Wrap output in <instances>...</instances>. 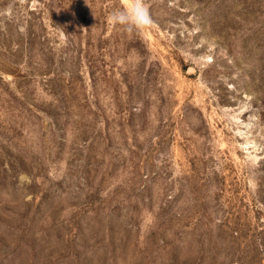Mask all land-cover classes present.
Returning a JSON list of instances; mask_svg holds the SVG:
<instances>
[{
  "label": "rangeland",
  "instance_id": "1",
  "mask_svg": "<svg viewBox=\"0 0 264 264\" xmlns=\"http://www.w3.org/2000/svg\"><path fill=\"white\" fill-rule=\"evenodd\" d=\"M0 0V264H264V0Z\"/></svg>",
  "mask_w": 264,
  "mask_h": 264
},
{
  "label": "clouds",
  "instance_id": "2",
  "mask_svg": "<svg viewBox=\"0 0 264 264\" xmlns=\"http://www.w3.org/2000/svg\"><path fill=\"white\" fill-rule=\"evenodd\" d=\"M113 27L122 26L127 31L150 28L154 20L146 0H127L126 6L114 9L108 16Z\"/></svg>",
  "mask_w": 264,
  "mask_h": 264
}]
</instances>
